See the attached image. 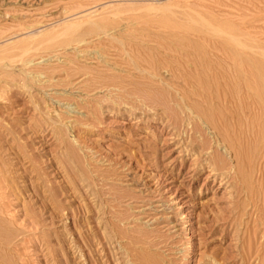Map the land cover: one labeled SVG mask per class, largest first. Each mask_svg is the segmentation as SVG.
Returning <instances> with one entry per match:
<instances>
[{
	"label": "rangeland",
	"instance_id": "rangeland-1",
	"mask_svg": "<svg viewBox=\"0 0 264 264\" xmlns=\"http://www.w3.org/2000/svg\"><path fill=\"white\" fill-rule=\"evenodd\" d=\"M90 20L107 30L67 45L65 28ZM263 52L264 0H0V264H139L146 253L162 264H264L262 134L235 130L237 174L235 152L213 141L230 167L212 176L209 144L191 137L195 114L152 99L170 88L178 111L191 100L227 115L264 93L246 84ZM211 127L200 123L209 140Z\"/></svg>",
	"mask_w": 264,
	"mask_h": 264
},
{
	"label": "bare ground",
	"instance_id": "bare-ground-1",
	"mask_svg": "<svg viewBox=\"0 0 264 264\" xmlns=\"http://www.w3.org/2000/svg\"><path fill=\"white\" fill-rule=\"evenodd\" d=\"M190 18H191V22H195V23H198V24H200L197 20H193L192 18L193 17H191L190 16ZM190 18H189V20H190ZM202 19V18H201ZM164 20V19H163ZM88 21V20H87ZM91 21V20H90ZM173 21V20H172ZM103 22V21H102ZM112 22V21H111ZM115 22V21H114ZM179 22V21H178ZM185 22V21H184ZM90 22H88V24H89ZM137 23V22H136ZM163 23V22H162ZM168 23V22H167ZM175 23V22H174ZM187 23V22H186ZM79 24V23H78ZM78 24H75V25H70V26H67L68 27V29L66 30V28H65V31H63L64 33L63 34H66L67 36V38H65L64 36V38H65V43H67V45L71 42V41H73V40H76V39H79V38H81V37H83L84 35H87L88 33H91V32H95L96 30H102V29H104L105 28V25L102 23V24H99V23H97V22H94V21H91V25L86 29H84L83 28V30H81L80 29V27L78 28L77 26H78ZM82 24V23H81ZM80 24V25H81ZM106 24V23H105ZM165 24V23H164ZM191 24V23H190ZM189 24V25H190ZM84 25V24H83ZM104 25V26H103ZM108 25V24H107ZM177 25V24H176ZM185 25V24H184ZM165 26H166V24H165ZM174 26V25H173ZM191 26V25H190ZM84 27H85V25H84ZM109 27V26H108ZM133 27V26H132ZM186 27H188L187 25H186ZM82 28V27H81ZM110 28V27H109ZM113 28V27H112ZM115 28V27H114ZM176 27H174V29H175ZM177 28H179V27H177ZM184 28V27H183ZM79 29L81 30V31H79ZM106 30H107V28H105ZM171 29V28H170ZM187 29V28H186ZM109 30H111V29H109ZM113 30V29H112ZM198 30V29H197ZM206 30H208V29H206ZM216 30V29H215ZM103 31V30H102ZM96 32H98V31H96ZM145 32V31H144ZM218 32V31H217ZM216 32V33H217ZM175 33V32H174ZM57 34V33H56ZM100 34V33H99ZM184 34V33H183ZM213 34H214V32H213ZM225 34V33H224ZM58 35V34H57ZM60 35H62V34H60ZM89 35V34H88ZM92 35H94V34H92ZM108 35H109V31H108ZM185 35H187V34H185ZM189 35V34H188ZM219 35V34H218ZM59 36V35H58ZM106 36H107V34H106ZM224 36V35H223ZM85 37V36H84ZM158 37V36H157ZM174 37V36H173ZM172 37V38H173ZM178 37V36H177ZM188 37V36H187ZM229 37V36H228ZM59 38H61V37H59ZM179 38H180V36H179ZM210 38V37H209ZM83 40H84V38H82ZM113 39V38H112ZM134 39H136V38H134ZM230 39V38H229ZM228 39V41H230ZM55 39H52L51 41L53 42ZM58 40V39H57ZM94 40V39H93ZM179 40V39H178ZM187 40V39H186ZM233 41H235L237 44H239V42H241L240 43V45L242 44V41L240 40L239 42H238V40H235V39H232ZM61 41H62V38H61ZM59 42V41H58ZM110 42V41H109ZM51 43V42H50ZM74 43V42H73ZM125 43V42H124ZM233 44H235L234 42L232 43V47H233ZM207 45V44H206ZM214 45V44H213ZM219 45V44H218ZM240 45H239V47H240ZM70 47H71V45H69ZM190 46V45H189ZM234 47H237V45L235 44L234 45ZM239 47L238 48H236V49H239ZM26 48V47H25ZM121 48V47H120ZM198 48V47H197ZM240 48H244V47H242V45H241V47ZM27 49H28V46H27ZM27 49H25V50H27ZM67 49V48H66ZM70 49V48H69ZM113 49V48H112ZM124 49H125V47H124ZM181 49V48H180ZM245 49V48H244ZM243 49V50H244ZM202 50V49H201ZM205 50V49H204ZM209 50V49H208ZM242 50V51H243ZM15 51V50H14ZM20 51V50H19ZM23 52H24V49L22 50ZM21 51V52H22ZM210 51V50H209ZM213 51V50H212ZM225 51V50H224ZM256 51V50H255ZM9 52V51H8ZM18 52V51H17ZM192 52V51H191ZM223 52V51H222ZM140 53V52H139ZM149 53V52H148ZM200 53V52H199ZM203 53V52H202ZM232 53V52H231ZM250 53V52H249ZM258 53V52H257ZM256 53V54H257ZM4 54V53H3ZM2 54V55H3ZM84 54V53H83ZM100 54V53H99ZM145 54V53H144ZM254 54V53H253ZM262 54V53H261ZM263 54H264V52H263ZM262 54V55H263ZM9 55V54H8ZM16 55H18V54H15V56ZM227 55V54H226ZM258 55V54H257ZM18 56H20V55H18ZM54 56V55H53ZM159 56V55H158ZM184 56V55H183ZM233 58H231L232 60H233V62H235V60L238 58V60L240 61H238L239 63H240V66H241V63H242V61H245V58H242V56H243V54L241 53V51L240 52H238V51H234L233 52ZM245 56H247V55H245ZM264 56V55H263ZM262 56V60H260V61H254V62H250V73L249 74H251V76L250 77H252V79H253V83L254 84H252V86H251V84L249 83V80H247V86L250 88V90H251V88L252 87H255L256 86V88L257 87H262L263 89H264V57ZM22 57V56H21ZM123 57V56H122ZM130 57V56H129ZM142 57V56H141ZM177 57V56H176ZM205 57V56H204ZM214 57V56H213ZM248 57V56H247ZM251 57V56H250ZM13 58H14V56H13ZM92 58V57H91ZM132 58V57H131ZM130 58V59H131ZM167 58V57H166ZM186 58V57H185ZM193 58V57H192ZM196 59V58H195ZM225 59V58H224ZM228 59V58H227ZM261 59V58H260ZM12 60V59H11ZM133 60V59H132ZM135 60V59H134ZM171 60V59H170ZM199 60V59H198ZM229 60V59H228ZM123 61V60H122ZM131 61V60H130ZM197 61V60H196ZM205 61V60H204ZM207 61V60H206ZM206 61H205V65H207L208 63H206ZM231 61V60H230ZM131 62H133V61H131ZM137 62V61H136ZM154 62V61H153ZM192 62V61H191ZM199 62V61H198ZM201 62V61H200ZM207 62H210V61H207ZM237 62V63H238ZM231 63V62H230ZM127 64H128V62H127ZM135 63H133V65H134ZM139 64V63H138ZM137 64V65H138ZM193 64V63H192ZM196 64V63H195ZM202 64H203V61H202ZM227 64V63H226ZM248 64V63H247ZM66 65V64H65ZM150 65V64H149ZM152 65V64H151ZM178 65H179V63H178ZM205 65L203 64V66H201V67H205ZM221 66H222V64H220ZM229 65V64H228ZM233 65H234V63H233ZM53 66V65H52ZM78 66H80V65H78ZM84 66V65H83ZM135 66V65H134ZM157 66V65H156ZM192 66H194V65H192ZM199 66V65H198ZM77 67V66H76ZM76 67H75V69H76ZM86 67V66H85ZM155 67V66H154ZM81 68V67H80ZM87 68V67H86ZM152 68V67H151ZM209 68V67H208ZM218 68V67H217ZM234 67H232V69H233ZM237 67H235V69H236ZM240 69H241V67H239ZM243 68H244V66H243ZM55 69V68H54ZM79 69V68H78ZM83 69H84V67H83ZM90 69V68H89ZM96 69H97V67H96ZM134 69V68H133ZM138 69V68H137ZM140 69H141V67H140ZM155 69V68H154ZM162 69V68H161ZM212 68H209V70H211ZM226 69V68H225ZM231 69V68H230ZM229 69V70H230ZM234 69V70H235ZM74 70V69H73ZM88 70V69H87ZM196 70V69H195ZM208 70V71H209ZM215 70H217L216 68H215ZM222 70V69H221ZM239 70V69H238ZM245 70V69H244ZM77 71V70H76ZM80 71V70H79ZM82 71V70H81ZM80 71V72H81ZM92 71V70H91ZM112 71V70H111ZM127 71V70H126ZM129 71V70H128ZM185 71V70H184ZM237 71V70H236ZM242 71V70H241ZM246 71V70H245ZM74 72H75V70H74ZM92 72H94V71H92ZM195 73H196V71H194ZM205 72V71H204ZM224 72V71H223ZM222 72V73H223ZM230 72V71H229ZM232 72L233 71H231V75H232ZM96 73V72H95ZM136 73V72H135ZM171 73V72H170ZM216 73V72H215ZM218 73V75H219V71L217 72ZM221 73V72H220ZM227 72H226V70H225V73L224 74H226ZM235 73V72H234ZM86 74V73H85ZM89 74V73H88ZM101 74H104L103 72L102 73H100V75ZM109 74V73H108ZM210 74V73H209ZM211 74H212V76L214 77V73L211 71ZM210 74V75H211ZM244 74H245V72H244ZM247 74V73H246ZM245 74V75H246ZM69 75V74H68ZM72 75V74H71ZM87 75V74H86ZM144 75V74H143ZM172 75V74H171ZM209 75V76H210ZM217 75V74H216ZM222 75V74H221ZM227 75V74H226ZM234 75H236V74H234ZM242 75H243V71H242ZM153 76V75H152ZM155 76V75H154ZM173 76V75H172ZM212 76H211V78H212ZM220 76V75H219ZM222 76H224V75H222ZM248 76V75H247ZM87 77V76H86ZM85 77V78H86ZM106 77H107V75H106ZM117 77V76H116ZM115 77V78H116ZM140 77V76H139ZM156 77H158V76H156ZM208 77V76H207ZM225 77V76H224ZM231 77H233V75L231 76ZM235 77V76H234ZM239 77V76H238ZM244 77H246V76H243V78ZM76 78V77H75ZM88 78H89V76H88ZM91 78V77H90ZM94 78H96V79H99V78H101L100 76H97L96 75V77H95V75H94ZM94 78H92V80L94 79ZM110 79H111V77H109ZM155 78V77H154ZM191 78V77H190ZM210 78V79H211ZM215 79H216V77H214ZM229 78V77H228ZM50 79V78H49ZM87 79V78H86ZM85 79V80H86ZM103 79V78H102ZM120 79V78H119ZM146 79V78H145ZM225 79H227V77H225ZM248 79V78H247ZM89 80V79H88ZM107 80V79H106ZM116 80V79H115ZM118 80V79H117ZM116 80V81H117ZM130 80V79H129ZM163 80V79H162ZM175 80V79H174ZM219 80H220V77H219ZM222 80V79H221ZM228 80V79H227ZM230 80V79H229ZM235 80V79H234ZM241 80H243V79H241ZM49 81V80H48ZM66 81V80H65ZM93 81H95V80H93ZM104 81V80H103ZM111 81V80H110ZM109 81V82H110ZM209 81V80H208ZM218 81V80H217ZM223 81V80H222ZM92 82V81H91ZM96 82V81H95ZM95 82H94V84L92 85L93 87L94 86H96L95 85ZM112 82V81H111ZM215 82V81H214ZM244 82V81H243ZM251 82V81H250ZM41 83V82H40ZM76 83V82H75ZM84 83V82H83ZM98 83H100L99 84V86H101L100 87V89L103 87V92H104V87H107V85H109V84H107V85H104L103 83H102V81H99ZM106 83V82H105ZM112 83H114V82H112ZM133 83V82H132ZM162 83V82H161ZM184 83H185V81H184ZM218 83V82H217ZM241 83V82H240ZM239 83V84H240ZM117 84V83H116ZM157 84V83H156ZM171 84V83H170ZM192 84V83H191ZM206 84V83H205ZM55 85V84H54ZM115 85V84H114ZM118 85V84H117ZM120 85V84H119ZM141 85V84H140ZM148 85V84H147ZM176 85V84H175ZM193 85V84H192ZM232 85V84H231ZM253 85H255V86H253ZM89 86H90V83H89ZM92 86H90V87H92ZM110 86V85H109ZM113 86V85H112ZM173 86V85H172ZM202 86V85H201ZM90 87H89V89H90ZM92 87V88H93ZM96 87H98V86H96ZM138 86H135L134 88H137ZM145 87V86H144ZM150 87V86H149ZM245 87V86H244ZM87 88V87H86ZM110 87H107V89H109ZM113 88V87H112ZM126 88V87H125ZM156 88V87H155ZM158 88V87H157ZM172 88V87H171ZM77 89V88H76ZM94 89V88H93ZM111 89V88H110ZM137 89H140L139 87L137 88ZM136 89V90H137ZM146 89H148V88H146ZM170 89V88H169ZM169 89H165L164 90V88H163V91H158V89H157V91L155 92V93H153L154 95H153V98L152 97H149L148 98V100H151L150 98H152V99H154L153 101L155 102V103H157L160 107L162 106L163 107V109H164V111H169V113L168 114H175V116H177L178 114H179V112L180 113H186L185 112V109L187 110V108H189V111H188V114H190V113H194L195 114V116H193V117H191V116H188L189 117V120H191V122H190V126H191V132H193L194 133V135H191V137H192V139L194 138V140L198 143V144H200V147H203L206 143L207 144H209V147H207L206 149H211V151H209V157H208V164H210V166L212 167H210L211 168V173L212 174H210V175H212V176H214V175H216L217 173H216V171L217 170H219L218 169V165H223V164H225V160H224V158H222V154H221V152L219 153V149L217 148V146H213V147H211L212 146V142L214 141V143L216 144V143H225V145H226V149H231V150H233L234 152H235V158L236 159H234L235 161H236V165H235V167H234V170H233V172H236V174L237 173H239V170H240V164L243 162L244 163V159H245V152H244V148L242 147V135L241 134H237V132H235V130H237V128H238V130H240V128H242V127H244L245 129V131L247 130V132H249L246 136V139L247 138H249V137H254L255 135H256V131L258 132H260L261 134H262V136H263V138H264V93L263 94H259V93H262V92H259L258 94H257V96H255V97H252L251 98V96H250V100H244L243 98H239V104H238V106H235L234 108H235V111L232 109V104H231V107L230 108H226L227 109V111H226V109H224L225 110V112H227V115H228V113H229V116H230V118H228V116L227 115H225L223 112H221L222 114H221V116H219V114L217 113V112H215L214 110H213V105H212V103H213V99H215V98H213V99H211L212 98V96H211V98L210 99H205L204 101H202V102H204V103H207L206 105H212L211 106V108L212 109H210L209 107L207 108V106L206 107H197L196 105H198L197 104V102H193L192 104H190V103H187V102H190L191 100H189V101H187L188 99H186V101L184 100V102H186L185 103V105H184V107L182 108V109H180V111H178L179 110V108H181L180 106H176L175 105V103L173 104L172 102H174V101H172L173 99H172V97L174 96V95H172V92H170V90ZM173 89V88H172ZM179 89V88H178ZM259 89V88H258ZM50 90V89H49ZM90 90H92V89H90ZM89 90V91H90ZM99 90V89H98ZM98 90L96 91V89H95V93L96 92H98ZM115 90H117L116 89V87H115ZM120 90V89H119ZM132 90V89H131ZM131 90H130V92H131ZM155 90V89H154ZM180 90V89H179ZM249 90V89H248ZM43 91H44V89H43ZM42 91V92H43ZM85 91V90H84ZM121 91V90H120ZM139 91V90H138ZM144 89H143V93H144ZM178 91V90H177ZM185 91V90H184ZM187 91V90H186ZM80 92V91H79ZM102 92V93H103ZM111 92V91H110ZM148 92H150L149 90H148ZM152 92V91H151ZM242 92V91H241ZM114 93V92H113ZM118 93V92H117ZM134 93V92H133ZM142 93V92H141ZM140 93V94H141ZM180 93V92H179ZM197 93V92H196ZM255 93V92H254ZM45 94V93H44ZM108 94H109V92H108ZM111 94H112V92H111ZM128 94V93H127ZM131 94H132V92H131ZM148 94H150V93H148ZM184 94H187V93H184ZM184 94L182 95V97L184 96ZM190 94V93H189ZM106 95V94H105ZM138 95V94H137ZM144 95V94H143ZM181 95V94H180ZM213 95V94H212ZM115 96H117V95H115ZM139 96V95H138ZM138 96H136V97H138ZM150 96V95H149ZM152 96V95H151ZM177 96V95H176ZM187 96V95H186ZM192 96H193V94H192ZM206 96V95H205ZM92 97V96H91ZM106 97V96H105ZM110 97V96H109ZM112 97V96H111ZM125 97V96H124ZM140 97H141V95H140ZM147 97V96H146ZM181 97V98H182ZM189 97V96H188ZM213 97H215V96H213ZM230 97V96H229ZM228 97V98H229ZM100 98V97H99ZM144 98V97H143ZM175 98V97H174ZM189 98H191V97H189ZM219 98H221V97H219ZM227 98V99H228ZM236 98V97H235ZM51 99V98H50ZM124 99V98H123ZM176 99V98H175ZM195 98H193V100H194ZM114 100H115V98H114ZM182 100H183V98H182ZM198 100V99H197ZM216 100V99H215ZM218 100V99H217ZM220 100V99H219ZM218 100V101H219ZM232 100V102H233V100L234 99H232V98H230V101ZM87 101V100H86ZM145 101V100H144ZM201 101H200V104H201ZM224 101V100H223ZM222 100H220L219 101V103H221L222 104V102H223ZM236 101V100H235ZM115 102V101H114ZM177 102H180V101H177ZM184 102H183V104H184ZM227 102H229V99L227 100ZM142 103V102H141ZM218 103V104H219ZM226 103V102H225ZM225 103H224V106H225ZM234 103V102H233ZM237 103V102H236ZM97 104V103H96ZM117 104V103H116ZM128 104V103H127ZM180 104V103H179ZM179 104H177V105H179ZM217 104V103H216ZM217 104V105H218ZM229 104V103H228ZM63 105V104H62ZM150 105V104H149ZM203 105V106H204ZM223 105V104H222ZM221 105V106H222ZM229 106H230V104H229ZM234 106V105H233ZM149 107V106H148ZM152 107V106H151ZM150 107V108H151ZM176 107V108H175ZM177 107H179V108H177ZM52 108V107H51ZM50 108V109H51ZM54 108V107H53ZM100 108V107H99ZM218 108V107H217ZM215 109V108H214ZM220 110V109H219ZM245 110H247V111H245ZM132 111V110H131ZM234 111V112H233ZM236 111H240V113H242L243 114V116L245 115H250V116H255V113L256 112H258V114H259V116H260V121L259 122H255V121H253V119L251 120V117L250 116H246V117H249V119H247L246 121H245V125L244 126H242V122H241V118H240V120H239V118L238 119H236V116H239L238 114H236L235 112ZM95 112V111H94ZM97 113V112H96ZM140 113V112H139ZM239 113V112H238ZM239 113V114H240ZM183 116V115H182ZM245 117V118H246ZM173 118V117H172ZM177 118V117H176ZM180 118V117H179ZM178 118V119H179ZM244 118V117H243ZM242 118V119H243ZM255 118V117H254ZM257 118H258V115H257ZM173 119H175V118H173ZM234 120V123H232V122H228V120ZM92 120V119H91ZM101 120V119H100ZM169 120V119H168ZM200 120H202V122H204V123H206V125L208 124V125H211V126H213V127H211V128H215V130H217L218 132H216L217 133V135H215L212 139H208V138H206L205 136H203V134H202V126H201V128H200V123H202V122H200L199 123V121ZM236 120H238V121H240V122H238V124H237V122H235ZM75 121V120H74ZM187 122V121H186ZM84 123V122H83ZM168 123V122H167ZM189 123V122H188ZM244 123V122H243ZM185 125V124H184ZM188 125V124H187ZM202 125V124H201ZM218 125H220V126H218ZM181 126V125H180ZM186 127V126H185ZM63 129H65L64 127H63ZM62 129V130H63ZM181 130V129H180ZM237 130V131H238ZM184 131V130H183ZM190 132V133H191ZM204 132V131H203ZM213 132H215V131H213ZM241 132V131H240ZM196 134H199V136L198 137H202L201 139L199 138V140L197 139V136H196ZM260 135V134H259ZM244 136V135H243ZM261 136V137H262ZM251 138H250V140H251ZM180 139V138H179ZM245 139V140H246ZM259 139V138H258ZM249 140V141H250ZM257 140V139H256ZM194 141V142H195ZM252 141V140H251ZM260 144V143H259ZM258 144V145H259ZM186 145V144H185ZM194 145H195V143H194ZM224 145V146H225ZM192 146V145H191ZM207 146V145H206ZM219 146V145H218ZM264 147V146H263ZM205 148V147H204ZM247 148V147H246ZM73 149V148H72ZM191 149H194V148H192L191 147ZM263 149V148H262ZM205 151V150H204ZM247 152V151H246ZM74 155V154H73ZM199 155V154H198ZM201 155V154H200ZM208 156V155H207ZM202 159V158H201ZM201 159H199V160H201ZM251 159V158H250ZM227 160V159H226ZM205 162H206V160H205ZM227 162V161H226ZM203 163V162H202ZM227 164V163H226ZM225 164V165H226ZM192 165V164H191ZM227 166V165H226ZM242 166V165H241ZM227 167H230V166H227ZM255 168V167H254ZM222 169V168H221ZM224 169H226V167L224 166V168L222 169V170H224ZM230 169H232V167L230 168ZM227 170V169H226ZM226 170H224L225 172H226ZM103 171V170H102ZM232 171V170H231ZM101 172V171H100ZM221 173H224V172H221ZM227 173V172H226ZM214 174V175H213ZM228 174V173H227ZM102 175V174H101ZM186 175V174H185ZM217 177V176H216ZM232 178V177H231ZM179 189V188H178ZM123 191V190H122ZM156 192V191H155ZM160 192V191H159ZM114 195V194H113ZM123 198V197H122ZM164 199V198H163ZM126 206V205H125ZM151 234H152V232H151ZM159 238V237H158ZM149 242V241H148ZM150 243V242H149ZM129 244V243H128ZM141 244V243H140ZM148 244V243H147ZM159 244V243H158ZM189 245V247L188 248H192L191 246H192V242H190V243H188ZM139 245V244H138ZM156 245L157 244H155V243H151V245L150 246H155L156 247ZM149 246V245H148ZM160 246V245H159ZM145 247H147V246H145ZM148 248H150V247H148ZM164 248V247H163ZM146 250V249H145ZM150 250V249H149ZM157 250V249H156ZM169 250V249H168ZM152 251V250H151ZM170 251V250H169ZM188 251V250H187ZM120 253V252H119ZM154 253V252H153ZM169 254V253H168ZM143 255V254H142ZM125 256V255H124ZM140 256V255H139ZM139 258V257H138ZM167 258V257H166ZM116 259V258H115ZM112 261V260H111ZM114 261V260H113ZM213 261H215V263H218V259L217 260H215V259H213ZM128 262V261H127ZM163 262H162V260L156 255V254H151V253H146V254H144L143 255V257L140 259V263L139 264H162ZM116 264V263H115ZM131 264V263H130Z\"/></svg>",
	"mask_w": 264,
	"mask_h": 264
}]
</instances>
